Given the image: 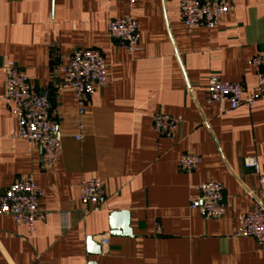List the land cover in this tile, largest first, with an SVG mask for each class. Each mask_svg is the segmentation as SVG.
Listing matches in <instances>:
<instances>
[{"label":"crops","instance_id":"crops-1","mask_svg":"<svg viewBox=\"0 0 264 264\" xmlns=\"http://www.w3.org/2000/svg\"><path fill=\"white\" fill-rule=\"evenodd\" d=\"M177 4L138 0L129 10L125 0H0V194L31 177L48 214L33 235L0 215V264H264L254 239L232 237L253 206L247 192L264 205V95L226 114L206 103L210 75L255 87L250 60L264 51V0H233L218 26L192 30L181 24ZM129 14L138 26L133 52L107 31L110 20ZM78 49L98 50L107 74L83 114L73 91L60 86L59 68ZM8 62L50 94L61 136L52 172L43 169L38 147L12 137L16 119L3 100ZM156 113L180 118L174 138L154 131ZM184 152L200 158L197 171L178 169ZM246 158L257 160L259 173L244 168ZM89 178L103 182L106 199L84 213L80 183ZM208 181L223 187L217 220L189 207ZM121 211L129 214L130 236L110 233L109 216ZM88 238L99 255L89 253Z\"/></svg>","mask_w":264,"mask_h":264},{"label":"built area","instance_id":"built-area-1","mask_svg":"<svg viewBox=\"0 0 264 264\" xmlns=\"http://www.w3.org/2000/svg\"><path fill=\"white\" fill-rule=\"evenodd\" d=\"M131 10L138 0H125ZM178 17L187 30L195 28L211 29L219 25L221 19L233 9V0H178ZM110 39L120 48L133 52L138 48V26L132 15L110 20L107 24ZM256 84L247 90L240 82L221 80L216 75L207 78L206 103L218 104L220 114H226L240 107L252 108L264 95V51L258 52L250 60ZM61 88L73 91V100L78 113L83 114L87 101L107 85L106 65L98 50H75L67 65L59 68ZM3 100L12 105L16 127L12 137L36 146L40 150V163L44 170L52 172L60 153L61 136L57 124L51 117L50 94L47 90L37 91L29 79L11 62L3 66ZM225 107H222L224 106ZM180 118L162 113L152 116L154 131L163 137L175 136ZM78 130L82 124L78 123ZM77 136L76 139H79ZM200 158L190 152L179 156L178 169L183 173L198 170ZM244 168L259 173L255 158L243 160ZM264 178H260V184ZM197 197L190 200V209L198 210L207 220H217L224 215L223 187L215 182H204L196 187ZM253 201L251 210L238 218V227L233 238H252L260 250H264V205L254 192H247ZM43 197L42 189L31 177H19L0 194V215L10 216L16 224L26 226L30 235L36 231V224L46 219L47 213L39 208ZM104 184L100 179H83L80 183L79 201L82 211L96 212L105 202ZM68 229V226L65 227ZM157 233L160 227H156ZM108 245V238L100 240Z\"/></svg>","mask_w":264,"mask_h":264},{"label":"water","instance_id":"water-1","mask_svg":"<svg viewBox=\"0 0 264 264\" xmlns=\"http://www.w3.org/2000/svg\"><path fill=\"white\" fill-rule=\"evenodd\" d=\"M109 230L112 236H130L131 230L129 227V214L128 212L121 211V212H113L109 216ZM87 245L89 249V253L93 255L100 254L99 246L95 245L92 242L91 238H88ZM94 264V263H90Z\"/></svg>","mask_w":264,"mask_h":264}]
</instances>
